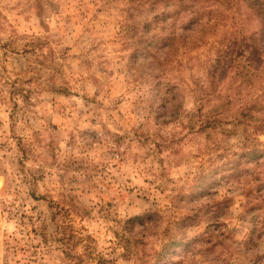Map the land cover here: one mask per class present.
<instances>
[{"label":"rangeland","instance_id":"374dc122","mask_svg":"<svg viewBox=\"0 0 264 264\" xmlns=\"http://www.w3.org/2000/svg\"><path fill=\"white\" fill-rule=\"evenodd\" d=\"M263 4L0 0V264H264Z\"/></svg>","mask_w":264,"mask_h":264},{"label":"trees","instance_id":"16d2710c","mask_svg":"<svg viewBox=\"0 0 264 264\" xmlns=\"http://www.w3.org/2000/svg\"><path fill=\"white\" fill-rule=\"evenodd\" d=\"M251 4L259 2V0H248ZM261 4V3H259ZM264 5V4H263ZM219 122L216 119L213 121H207V129L209 127L215 128L216 123ZM244 151V152H243ZM241 154H239V157L233 161V163H228L226 166L228 168H223L221 171L222 180L225 181L227 184L235 185L237 183H241L242 185H247L249 188H247L248 192L253 191L254 189H257V191H264V149L259 148L256 144L253 146H246V148L243 150ZM258 168L261 169V174H255L251 172L252 170H258ZM217 207V210L213 211L210 215V219H212L216 226L219 227L218 223H216V220L222 221L228 212H226V209L228 205L225 203V205L221 202L215 205ZM156 214V213H155ZM153 215L150 216L148 214H144L142 216L135 217L134 219L128 221V223H132L133 225L137 224H147L149 221L153 220ZM214 236L215 231L213 230ZM198 240V239H196ZM224 243L223 240L220 239L216 240L218 243ZM206 243L202 242L201 240L194 241V249L195 251H200L205 253V257L209 261V264H219L223 263V258L220 254H217L216 252H213V254L209 255V246L204 247V244L211 243L210 241H205ZM177 243H169L161 249V253L156 252V256L159 254L164 253L166 250V247L169 246V249L171 250L173 246L177 247L182 245L184 247V252H189L188 248L191 244H193V241L190 240H184L181 241L179 244ZM213 247H217L215 244L212 243ZM221 247H224V245H221ZM178 249V248H176ZM178 252H173V254H176ZM98 259L97 264H112L113 262H110L106 260L103 256L97 255L95 256ZM223 260V261H222ZM155 264H160L159 260L155 262Z\"/></svg>","mask_w":264,"mask_h":264}]
</instances>
